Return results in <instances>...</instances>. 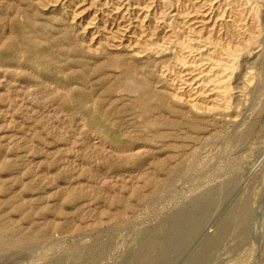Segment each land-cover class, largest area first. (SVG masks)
<instances>
[{"label":"rangeland","instance_id":"374dc122","mask_svg":"<svg viewBox=\"0 0 264 264\" xmlns=\"http://www.w3.org/2000/svg\"><path fill=\"white\" fill-rule=\"evenodd\" d=\"M0 264H264V0H0Z\"/></svg>","mask_w":264,"mask_h":264},{"label":"bare ground","instance_id":"6f19581e","mask_svg":"<svg viewBox=\"0 0 264 264\" xmlns=\"http://www.w3.org/2000/svg\"><path fill=\"white\" fill-rule=\"evenodd\" d=\"M246 36H248V40L251 43H253L255 41V32H254V30H252L251 32H249L248 35H246Z\"/></svg>","mask_w":264,"mask_h":264}]
</instances>
